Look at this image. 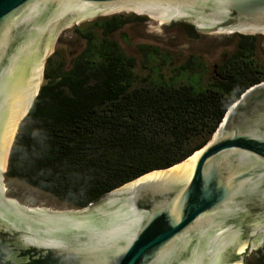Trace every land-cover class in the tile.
<instances>
[{
	"label": "water",
	"instance_id": "1",
	"mask_svg": "<svg viewBox=\"0 0 264 264\" xmlns=\"http://www.w3.org/2000/svg\"><path fill=\"white\" fill-rule=\"evenodd\" d=\"M123 12L157 21L149 36L203 50L204 32L264 35V0H0V264H244L238 254L264 237V82L240 95L200 150L93 204L50 210L6 197L10 138L58 34Z\"/></svg>",
	"mask_w": 264,
	"mask_h": 264
},
{
	"label": "trees",
	"instance_id": "2",
	"mask_svg": "<svg viewBox=\"0 0 264 264\" xmlns=\"http://www.w3.org/2000/svg\"><path fill=\"white\" fill-rule=\"evenodd\" d=\"M131 18L116 15L76 29L80 49L68 64L54 50L19 125L6 178L73 208L86 207L200 150L240 95L264 82V66L255 56L257 37L245 35L210 80H203L207 68L197 58L167 77L162 67L139 75L134 58L108 38L138 19ZM140 51L145 59H159L153 49Z\"/></svg>",
	"mask_w": 264,
	"mask_h": 264
},
{
	"label": "rangeland",
	"instance_id": "3",
	"mask_svg": "<svg viewBox=\"0 0 264 264\" xmlns=\"http://www.w3.org/2000/svg\"><path fill=\"white\" fill-rule=\"evenodd\" d=\"M119 14L122 13L96 17L90 21L64 28L55 40L54 50L56 49L63 56L65 63L68 64L70 62L69 59L74 54L73 52H77L80 49V40L76 34V29H80L82 25L97 20L110 21L113 16ZM128 14L136 15L134 13ZM140 17L144 16L140 15ZM145 17L147 18V16ZM143 20L129 23V25L120 28V30L108 37L115 40L126 55L134 58L135 72L139 75H145L147 72L146 68L162 67L161 73L167 77L172 75V72L176 68L185 66L192 58H197L207 68L203 80H210L209 78H211L216 65L221 64L236 49L239 37V34L204 32L208 38L209 47L203 50L193 46L188 40L177 36L163 38L149 36L144 30L154 28L158 22L150 18ZM255 36L257 37L258 44L255 49V56L261 65L264 66V35ZM142 46L144 49L150 48L159 52V59H156L154 62L151 58L150 60L145 59L142 51H140V47ZM163 60L165 61L162 62ZM15 135H17V131ZM4 183L6 197L18 201L24 207H44L50 210L73 209V207L56 200L52 195L34 189L19 180L5 177Z\"/></svg>",
	"mask_w": 264,
	"mask_h": 264
},
{
	"label": "flooded vegetation",
	"instance_id": "4",
	"mask_svg": "<svg viewBox=\"0 0 264 264\" xmlns=\"http://www.w3.org/2000/svg\"><path fill=\"white\" fill-rule=\"evenodd\" d=\"M120 16H127V17H136L138 19H135V21L132 19L130 20L129 23H136V22H139L143 19H147L149 17H140V15H131V14H128L123 12L122 14H119ZM151 19V18H150ZM144 21V20H143ZM167 24V23H165ZM129 24H126L125 26H127ZM190 25V30L189 31L190 33L193 32V34L196 33H199V29L192 25V24H189ZM255 36V35H253ZM256 218H259V217H256ZM241 228V227H240ZM243 229V228H242ZM248 231L249 230H244V233H243V240H248L249 238H247L246 235H248ZM253 238V237H252ZM238 255L241 256V260L244 262V264H264V237L263 238H260V236H256L254 237L253 239H250V242L248 244H246L244 246V251L240 252ZM228 264H241L240 263V259H239V256H236V257H232L229 261Z\"/></svg>",
	"mask_w": 264,
	"mask_h": 264
},
{
	"label": "bare ground",
	"instance_id": "5",
	"mask_svg": "<svg viewBox=\"0 0 264 264\" xmlns=\"http://www.w3.org/2000/svg\"><path fill=\"white\" fill-rule=\"evenodd\" d=\"M24 113V112H23ZM21 117H22V115H21ZM21 117L16 121V123H15V126H14V129H13V132H12V135H11V138H10V142H9V145L8 146H10V144L12 143V141L14 140V137H15V133H16V131H17V129H18V124H19V121H20V119H21ZM179 166V165H178ZM177 167V166H176Z\"/></svg>",
	"mask_w": 264,
	"mask_h": 264
}]
</instances>
